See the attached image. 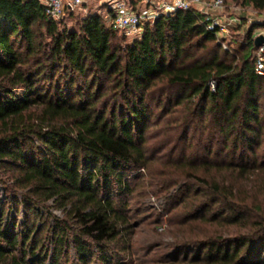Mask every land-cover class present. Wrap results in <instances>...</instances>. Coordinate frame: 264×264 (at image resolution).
I'll use <instances>...</instances> for the list:
<instances>
[{
  "label": "trees",
  "instance_id": "trees-1",
  "mask_svg": "<svg viewBox=\"0 0 264 264\" xmlns=\"http://www.w3.org/2000/svg\"><path fill=\"white\" fill-rule=\"evenodd\" d=\"M254 26L226 50L193 8L128 43L98 13L69 29L0 0V264H45L49 227L53 264L72 246L83 264H264ZM152 197L166 219L136 222Z\"/></svg>",
  "mask_w": 264,
  "mask_h": 264
},
{
  "label": "built area",
  "instance_id": "built-area-1",
  "mask_svg": "<svg viewBox=\"0 0 264 264\" xmlns=\"http://www.w3.org/2000/svg\"><path fill=\"white\" fill-rule=\"evenodd\" d=\"M46 7V15L49 19L60 21L69 12H75L77 8L84 6L89 0H40ZM109 20L112 27L128 37L140 39L148 24H153L163 16L174 15L180 11H188L193 8L206 16L209 22V30L217 36L226 50L229 49L228 37L230 30L241 23L237 17L225 18V10L228 8L225 0H140V8L136 10L131 0H109ZM264 37V26L256 29L252 35L253 41ZM255 72L264 77V44L257 48L255 55ZM160 228V231H163Z\"/></svg>",
  "mask_w": 264,
  "mask_h": 264
},
{
  "label": "rangeland",
  "instance_id": "rangeland-1",
  "mask_svg": "<svg viewBox=\"0 0 264 264\" xmlns=\"http://www.w3.org/2000/svg\"><path fill=\"white\" fill-rule=\"evenodd\" d=\"M109 0H89L84 6L77 8L75 12H73V16L67 14V16L62 19V22L64 25H66L69 29H75L77 26V23L82 21L83 18L87 17L91 13H98L104 17L107 18L108 22L109 20ZM243 0H230L227 3V9L225 10L223 17L230 18V17H237L240 19L241 23L239 25L234 26L230 32L228 37V43L233 44V49L236 51L239 49L241 45H244L248 39L249 31L252 27V25L256 26H264V13H260L258 11H255L252 7H247L243 5ZM142 10V8L139 7V10ZM254 26V27H256ZM120 36L125 38L128 43L133 42L135 37H128L124 35L123 33H120ZM4 187L0 185V198L4 197ZM49 205L52 207L54 204L49 203ZM142 206L140 209L143 210V214L139 216L136 220V222H140L142 220L148 219L147 222L155 221L158 219H166L168 210L166 208V204L164 200L158 199L157 197L148 198L142 201ZM53 214L57 217L63 218V214L61 211L57 210L56 208L52 207L50 208L49 214ZM44 222L48 220V214L47 212H44ZM19 221H23V216L20 214ZM51 218L48 221V225L50 226ZM48 226V227H49ZM50 229V227L48 228ZM48 229L44 232L42 235V238L44 241H48L46 243V253L48 254L47 261L45 264H53L52 257H53V251H54V242L52 241V236L50 235ZM160 231V230H159ZM142 254H135L134 256L131 255H124L122 254L120 257L123 259L124 264H136L138 259L142 258ZM59 264H83L81 261H79L75 248L72 246L70 248V253L68 256H64L60 259ZM88 264H104L100 260L97 259V253L95 251V256L92 260H90V263Z\"/></svg>",
  "mask_w": 264,
  "mask_h": 264
},
{
  "label": "water",
  "instance_id": "water-1",
  "mask_svg": "<svg viewBox=\"0 0 264 264\" xmlns=\"http://www.w3.org/2000/svg\"><path fill=\"white\" fill-rule=\"evenodd\" d=\"M263 44H264V37L263 36L256 39V41H255L256 48H260Z\"/></svg>",
  "mask_w": 264,
  "mask_h": 264
},
{
  "label": "crops",
  "instance_id": "crops-1",
  "mask_svg": "<svg viewBox=\"0 0 264 264\" xmlns=\"http://www.w3.org/2000/svg\"><path fill=\"white\" fill-rule=\"evenodd\" d=\"M106 0H104V2H105Z\"/></svg>",
  "mask_w": 264,
  "mask_h": 264
}]
</instances>
